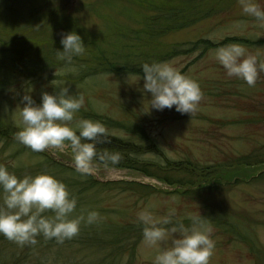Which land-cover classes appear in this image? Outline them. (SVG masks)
<instances>
[{
    "label": "rangeland",
    "instance_id": "rangeland-1",
    "mask_svg": "<svg viewBox=\"0 0 264 264\" xmlns=\"http://www.w3.org/2000/svg\"><path fill=\"white\" fill-rule=\"evenodd\" d=\"M110 1L11 0L9 4L15 7V12L2 17L5 23L0 21V59L2 57L3 61L9 58L8 53L3 52L12 45L8 42L21 34L29 41L37 38L35 44L42 40L45 46L56 47L60 40L47 33L52 24L58 26L60 37L76 31L82 38L80 32L101 38V34H109L117 27V21L125 24V32L120 36L113 34L104 42L105 51L96 63H89L88 57L86 61L74 57L71 64L61 60L58 55L59 50H63L61 45L56 47L57 52H50V56L44 52L49 69L41 80L31 79L33 70L28 64L11 62L9 72L0 62V165L21 178L45 174L37 168L44 167L64 184L71 183L66 187L77 200L73 218L74 215L86 216L91 210L98 211L102 217L100 222L82 226L103 234L95 240L86 235L82 242L74 238L63 243L38 236L36 245L23 247L0 234V264H154L156 250L144 244V225L138 220L139 213L150 202L155 205L151 211L156 218L167 216L170 209H174L173 223L182 221L190 227L191 222L180 219H187V214L205 217L210 236L216 242L209 264H264V172L250 183L231 178L247 170L249 164L264 163V72L259 74L255 86L249 87L243 80L228 77L214 57L216 48L222 46L219 43L229 35L242 37L241 45L247 54L264 58V28L242 11L240 0H223L219 6L215 3L216 10L209 17L158 37L157 43L161 41V47L157 46L158 54L148 59L157 53L156 49H140L141 55L134 56V50L132 53L130 49L135 46L132 44L135 37L125 36L126 31L135 35V0H122L129 10L127 13L112 9L108 5ZM252 2L264 8V0ZM33 3L41 8V16L29 15ZM145 13H148L146 18L151 16L150 12ZM42 16L46 18V29L42 28ZM238 21L244 22L242 29L232 27ZM128 27L131 30H126ZM8 30L13 31L4 36V31ZM214 33L218 34L217 39L211 41L216 46L205 50L190 47L203 34ZM248 39L249 45L246 44ZM184 50L183 54L177 53ZM144 51H149V55ZM154 62L170 64L199 82L203 99L193 116L181 114L175 107L150 111L151 94L143 90L142 65ZM135 66L142 69L141 73H135V68L127 69ZM21 67L24 69L20 70ZM183 69L186 71L182 72ZM88 71L92 75L85 77ZM77 74H83L82 78ZM58 81L67 82L70 94L83 97V105L73 121L66 122L69 126L74 127L79 119L99 121L109 134L104 142L96 144L98 153H109L107 144L129 149L131 165L122 162L123 166H105L100 160L93 162L92 178L118 182L92 187L87 174L49 169L43 161L45 151L55 164L60 158L73 164L70 146L63 150L48 148L34 152L16 141V133L23 128L22 97L32 89L31 95L39 104L43 92L59 91ZM240 120L244 121L242 125L222 127L226 122ZM259 141L263 142L258 145ZM249 155H253L252 162ZM12 162L17 166L12 167ZM150 165L170 175L187 192L184 194L180 189L170 193L168 188L158 191L152 186L128 182H143L138 178L143 179L145 172L151 173ZM130 166L135 167V171L129 170ZM255 176L252 174L250 178ZM217 178L231 183L216 189L206 185ZM79 186L82 191L77 189ZM2 197L0 189V203ZM44 215L54 213L49 210ZM98 244L100 246L94 248ZM253 246L259 251H253ZM163 247H171V239Z\"/></svg>",
    "mask_w": 264,
    "mask_h": 264
},
{
    "label": "clouds",
    "instance_id": "clouds-1",
    "mask_svg": "<svg viewBox=\"0 0 264 264\" xmlns=\"http://www.w3.org/2000/svg\"><path fill=\"white\" fill-rule=\"evenodd\" d=\"M240 3L242 11L264 28V8L252 0H240ZM232 27L242 29L244 22L238 21ZM217 35L210 34L208 38L216 40ZM60 43L63 50H59V58L69 64L74 57L86 53L87 47L76 31L62 34ZM214 57L228 77L243 80L249 87L255 86L259 74L264 72V58L247 54L239 43L217 47ZM142 69L143 90L151 94L150 111L175 107L177 112L191 116L198 111L203 99L198 81L167 63H144ZM66 83L58 81L59 91L55 94L43 92L39 104L31 95L32 89L27 90L21 100L23 128L16 133L17 141L34 152L48 148L63 150L70 146L76 171L81 174L93 172L95 159L104 162L105 166L109 162L118 164L121 159L118 152L98 153L96 150V144L104 142L109 134L102 123L91 119H79L74 127L66 123L73 121L75 113L83 105V97L70 94ZM16 166L12 162V167ZM0 189L3 190L0 234L21 247L36 245L38 236L63 243L76 237L82 224L92 225L102 219L95 210L88 211L86 216L81 214L73 218L76 198L63 182L50 174L21 178L0 165ZM154 206L150 202L138 216L144 225V244L156 250L154 264H209L215 241L210 236L211 229L205 223V217L187 214L186 218L192 222L188 227L182 221L173 223L174 209H170L167 216L154 217L151 211ZM49 210L54 215H44ZM168 225L170 227H166ZM169 239L171 247H163Z\"/></svg>",
    "mask_w": 264,
    "mask_h": 264
},
{
    "label": "trees",
    "instance_id": "trees-1",
    "mask_svg": "<svg viewBox=\"0 0 264 264\" xmlns=\"http://www.w3.org/2000/svg\"><path fill=\"white\" fill-rule=\"evenodd\" d=\"M223 0H170L171 8H166L152 0H136L153 15L142 21V28L136 29V42L140 40L145 45L157 44L158 37L167 32L178 30L195 21L211 15ZM216 3V4H215ZM144 36V37H143Z\"/></svg>",
    "mask_w": 264,
    "mask_h": 264
},
{
    "label": "bare ground",
    "instance_id": "bare-ground-1",
    "mask_svg": "<svg viewBox=\"0 0 264 264\" xmlns=\"http://www.w3.org/2000/svg\"><path fill=\"white\" fill-rule=\"evenodd\" d=\"M1 1L10 2L11 0H0V2ZM152 1L157 2L160 5L165 6L166 8H171L172 7V6H169V5H171L170 0H152ZM115 7H116L117 11H121V12L125 11L126 13L129 12V10H126V8H125L126 6H123L121 1H119V0L115 1ZM32 13L34 15H36V16H41V11L36 9V8H33ZM135 17H137V16L135 15ZM0 21L2 23H5V21L2 20L1 18H0ZM41 21H42V28L46 29V24H45L46 23V18H45V16H42ZM124 27H125L124 23L117 21V27L115 28V26H114V29H113L114 30V34L120 36L122 31L124 30ZM58 30H59L58 26L57 25L53 26V24H52L51 31H49L47 33H48L49 36H53L57 40H61V37L58 34ZM141 38H142V34L140 35V38H139L140 40L137 41V46H139L141 48H146L147 46L143 43ZM83 41L85 43V46L87 47L86 50L102 46L104 44V42H105L104 39L98 38V37H95V36L86 37L85 39H83ZM140 53H141L140 50H138V49L134 50V56H135V54L139 55ZM20 55H21L22 59L24 60V62H29V60L32 57V51L31 50L20 51ZM127 69H131V67H128ZM105 146H106L107 150H111V149H114V148L117 147L115 144H107ZM109 164L111 165L110 162H109ZM115 165L123 166L124 164L122 165V162L119 161V163L115 164ZM149 167L151 168L150 169L151 173H146L145 172V175H147V179L144 182L131 181V180L130 181L128 180V182L130 184L134 183V184H137V185H140V186H144V187H149V186L154 187L155 185H161V186H164V187H166L168 189H171V190H168L170 193H174V192H176L177 190H180V189H182L181 192L184 193V194L187 192L186 189H184L182 186H179L178 184H176V182L172 179V177L170 175L166 174L163 170L157 169V168H155V167H153L151 165ZM262 187H264V186H262ZM203 210L206 211L205 208ZM180 220L187 221L188 223L191 222L189 219H180ZM252 233L255 234V232H252ZM252 249H253V251H259V250H257L255 248V246H253Z\"/></svg>",
    "mask_w": 264,
    "mask_h": 264
}]
</instances>
